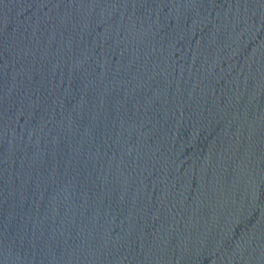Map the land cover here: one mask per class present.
I'll return each instance as SVG.
<instances>
[{
	"label": "water",
	"instance_id": "1",
	"mask_svg": "<svg viewBox=\"0 0 264 264\" xmlns=\"http://www.w3.org/2000/svg\"><path fill=\"white\" fill-rule=\"evenodd\" d=\"M0 264H264V0H0Z\"/></svg>",
	"mask_w": 264,
	"mask_h": 264
}]
</instances>
